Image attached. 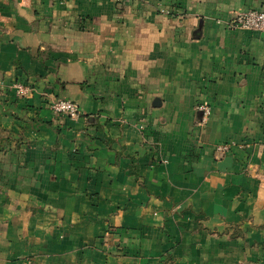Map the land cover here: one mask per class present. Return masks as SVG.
I'll use <instances>...</instances> for the list:
<instances>
[{
  "label": "crops",
  "instance_id": "crops-1",
  "mask_svg": "<svg viewBox=\"0 0 264 264\" xmlns=\"http://www.w3.org/2000/svg\"><path fill=\"white\" fill-rule=\"evenodd\" d=\"M253 9L0 0V264H264V34L229 27Z\"/></svg>",
  "mask_w": 264,
  "mask_h": 264
},
{
  "label": "built area",
  "instance_id": "built-area-1",
  "mask_svg": "<svg viewBox=\"0 0 264 264\" xmlns=\"http://www.w3.org/2000/svg\"><path fill=\"white\" fill-rule=\"evenodd\" d=\"M229 27L237 30L256 31L264 34V10H246L237 13L233 20L229 22ZM2 82L0 81V89ZM15 94L24 97L31 91L30 86L21 83L14 85ZM49 109L56 116H66L72 120L80 116L79 105L69 99H54L48 103ZM204 117L209 115V109L205 106L199 108ZM227 146H221L219 151L226 152Z\"/></svg>",
  "mask_w": 264,
  "mask_h": 264
}]
</instances>
